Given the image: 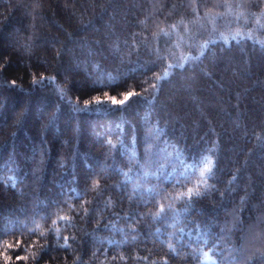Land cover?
I'll use <instances>...</instances> for the list:
<instances>
[{
    "label": "trees",
    "instance_id": "trees-1",
    "mask_svg": "<svg viewBox=\"0 0 264 264\" xmlns=\"http://www.w3.org/2000/svg\"><path fill=\"white\" fill-rule=\"evenodd\" d=\"M0 264H264V0H0Z\"/></svg>",
    "mask_w": 264,
    "mask_h": 264
},
{
    "label": "snow or ice",
    "instance_id": "snow-or-ice-1",
    "mask_svg": "<svg viewBox=\"0 0 264 264\" xmlns=\"http://www.w3.org/2000/svg\"><path fill=\"white\" fill-rule=\"evenodd\" d=\"M121 103H122V102H121ZM208 171H210V168H208V166L205 165L204 170H203V172L201 173V175L203 176V174H204L205 172H208ZM193 195H197V196L200 195L199 190L197 189V190L193 191V189H189V190H188V193H187L188 198L190 199ZM63 246L67 247L68 245L65 244V245H63Z\"/></svg>",
    "mask_w": 264,
    "mask_h": 264
}]
</instances>
